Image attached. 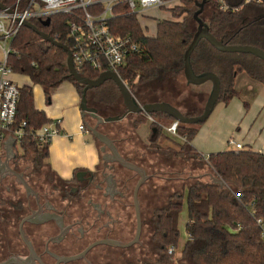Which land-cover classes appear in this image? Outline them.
<instances>
[{
	"label": "trees",
	"instance_id": "obj_1",
	"mask_svg": "<svg viewBox=\"0 0 264 264\" xmlns=\"http://www.w3.org/2000/svg\"><path fill=\"white\" fill-rule=\"evenodd\" d=\"M224 1L230 8L227 11L221 9L218 0H181V6L168 9L173 20L161 21L153 38L144 34L137 15L132 14L126 4L114 8V16L108 22L111 32L119 37H129L138 47L128 55L119 72L138 103L172 105L158 93L163 94L166 86L172 87L183 80L189 87L185 78V54L200 28L199 20L226 45L251 46L264 51V1L260 4L247 3V0ZM11 2L13 0H7L3 4L9 6ZM207 7H211V13L206 18ZM200 10L197 20L195 15ZM69 21L71 18L68 16L56 15L47 27L42 21H35L33 25L71 47L72 43L66 37ZM67 59L68 54L64 50L44 41L31 29L22 27L11 44L8 65L14 75L28 77L33 84L41 85L48 100L51 92L64 82L72 83L83 95L85 86L73 78ZM190 62L197 75L212 72L218 76L221 82L219 102L226 105L239 97L235 89L238 75L246 73L264 84V61L249 54L220 52L207 40L200 41ZM80 74L94 80L100 76L90 68ZM111 87L115 89V95L111 94ZM146 91L153 92V96H148ZM20 92L16 126L22 127L24 123L26 126L23 127L24 137L18 144L22 153L17 152V159L31 160L38 167L44 163L47 165L50 143L35 139L32 132L50 122L44 112L36 109L33 89L20 87ZM118 94L121 92L117 85L108 80L101 87L87 92L88 108L95 112L100 107L115 109L119 106L116 103ZM245 109H249L248 104H245ZM200 111L194 109L184 114L194 117ZM151 116L159 124H156L157 138L161 139L164 137L163 126L171 125L175 120L164 113ZM140 123L136 120L129 124L130 128L123 127L124 133L122 130L112 133L113 139L119 140L131 129L135 132ZM112 125L120 123L106 124L104 128L109 129ZM199 126L180 123L178 133L186 143L178 147L181 154L186 151L197 166L209 167L211 174L222 180L224 186L211 179L206 180L207 175H197L188 178L182 192H174L170 196L168 206L156 214L159 219L154 218L155 238L162 246L160 264H175V254H170L169 249H178L180 243L179 219L184 200L188 210V241L181 253V264H264V154L246 149L227 150L208 155L206 161L190 145L199 132ZM151 147L157 148V144L152 143L149 149Z\"/></svg>",
	"mask_w": 264,
	"mask_h": 264
},
{
	"label": "flooded vegetation",
	"instance_id": "obj_2",
	"mask_svg": "<svg viewBox=\"0 0 264 264\" xmlns=\"http://www.w3.org/2000/svg\"><path fill=\"white\" fill-rule=\"evenodd\" d=\"M103 108H98V113L96 112L94 115L87 113L86 117L89 116L95 119L94 121L96 123L99 122L102 127L110 124L106 122L102 124L100 119L108 118L106 111L117 110ZM112 116L117 117L120 115L114 113ZM121 148L122 146L119 149L123 151L122 155L128 162H132L145 170L143 164L135 163L132 156L129 158L123 148ZM17 157V154L9 153L7 155L9 161L5 163V168L3 165V170L1 169V171H3V176L14 177L18 184L22 185L19 178L15 175V173L20 174L18 169H14L10 165V162L15 161L16 164L20 161ZM105 166L110 168L108 163ZM9 167L11 168L9 169ZM116 169L117 165L116 167L112 166L111 170L107 168L103 177L96 174L86 175L82 180L77 177L71 184L65 185V188L63 187L65 191L69 192L67 195L71 199H67L65 191H63L59 195L61 196L59 203L46 193L42 194L40 190L28 183L31 191L27 192L25 190V203L27 205L22 210H16L19 215L15 213L17 214L15 219L18 226L17 232L14 233L11 230V225L10 229L8 228V232L7 229H4L6 236L4 235L5 243L0 247V264H132V248L140 245L141 242L127 247L119 245L132 243L137 233L136 226L135 236L132 239V223H129L127 219L132 214V195L136 215L134 204L136 186L133 187L132 194L131 183L120 180L115 174ZM131 173H133V176L137 175L133 171ZM146 173L148 180L142 186L138 195L142 213L140 241L143 227L148 225L143 219L140 195L145 189L146 191L154 192L151 188L152 185L149 183L155 174H148L147 171ZM20 201L16 203L15 207L19 205ZM76 202H79L77 203L79 206L76 210H73V205ZM165 208L164 205L157 207V210L150 217V226L154 228L151 234L152 238H155V219H159L156 212ZM120 210H123L127 215L125 222L120 220ZM27 211H30L29 215L21 218V214ZM30 216H32L31 220L24 224L22 235L21 224L24 219ZM9 230L12 232L9 233ZM158 244L159 247L154 248L156 251H153L161 256L160 249L162 246L159 240ZM177 253L178 249H176L174 254L177 255ZM160 260L161 257L159 262H145V264H160Z\"/></svg>",
	"mask_w": 264,
	"mask_h": 264
},
{
	"label": "rangeland",
	"instance_id": "obj_3",
	"mask_svg": "<svg viewBox=\"0 0 264 264\" xmlns=\"http://www.w3.org/2000/svg\"><path fill=\"white\" fill-rule=\"evenodd\" d=\"M210 13H211V7H207L205 9V17L207 18L208 15H210ZM137 18L139 20V23L141 24V27L144 30V34L148 37L153 38L156 36L157 33V25L163 20H173V14L166 9H156V10L148 11L143 17L137 16ZM182 19L183 18H181V20ZM1 59L2 56L0 54V60ZM185 84L186 83L183 80V84H181L178 89L181 91L185 90L184 89L186 86ZM200 87L201 86L189 85V88H200ZM110 89H111L110 90L111 94L115 95V89L113 87H111ZM187 93L188 92H186V94ZM245 94H247V92H245ZM208 97H206V99L204 100V105L201 108V111L199 110L200 113L193 115L194 117L200 116L203 113V109ZM116 103L119 105L117 108H115V110L117 111H112V110L106 111V113L108 114V118L114 117L112 116L114 113H118L120 115L119 117L125 114L126 108L123 104V100L120 94H118ZM239 103L240 105L239 107H237L236 104ZM256 103L257 102H255V104L254 103L251 104L249 110L245 111L246 109L244 110L238 98L233 99L228 105L219 102L216 105L212 115L205 123L206 124L212 123L216 129L220 130L228 126L231 127V123L233 122L234 118L238 117V122L235 123L233 127V132L235 133L234 137L240 140L249 141L250 143H252L251 146L254 148L259 147L260 139H258L257 129L264 121V116L258 118V115L264 114V110L259 111L261 106L257 107ZM132 116H133L132 114L128 115V117L126 118L127 121H132ZM87 118L90 119L89 116H87ZM162 122L167 123L168 121H162ZM89 123L92 126L96 125V123L91 120ZM129 124L131 125L132 122L125 125L124 126L125 129L127 127L129 128L131 127L129 126ZM120 125L109 126V129H105L103 126L101 129L106 130L107 133H115L121 130L122 133H124L125 129L123 127L121 128ZM130 134H132V158L134 159L135 163L143 164L148 174H155L154 178L149 183L152 185L151 188L152 190H154V192L149 190L146 191L145 189L141 193L142 195H140L141 207L143 211V219H145L144 222L148 223V225L147 226L145 225L143 227V233L140 241L141 244L132 248V264H145V262L147 263L159 262V258L161 256L159 253L155 254L156 252H154L156 251L154 250V248H158L159 244H158V239L152 238L151 236L152 230L154 228H151L150 226L151 225L150 217L153 215L154 211L157 210V207H160L161 205H164V207L168 206L169 198L171 195H173L174 192H182L185 183L188 181V178L197 175L198 177L199 175L200 176L207 175V177L205 176V179L212 180V178H209V176L211 175L213 177L215 176L211 174L210 172L211 170L209 169V167L197 166L195 160L189 158L188 157L189 155L186 151H184L181 154L182 152L181 148L178 147L174 142L169 141L165 136L161 138L160 140V142H162L160 144L161 150H158L155 147H151V149H149L150 147L148 145L146 146L145 145L146 143L142 141L139 135L136 132H134L132 129L130 130ZM246 136L248 137L246 138ZM229 147L232 148L231 145H229ZM16 151H18L19 154L22 153V149L20 148L19 145L16 147ZM19 160L20 161H18L16 164L15 161H13L12 163L10 162V165L14 169H18L21 175L23 174V176L26 178L27 183H30L38 190H40L42 194L46 193L49 197H51L52 199L56 200V202L59 203L61 199V196L59 195L63 193V191H65L64 190L65 185L54 179L46 163L38 167L35 166L31 160L29 161H22L21 159ZM117 177L122 181L131 183L132 186L131 193L133 194V190H134L133 187L136 186L139 180V176L138 175L133 176V173L132 175H130L128 172L121 169L118 170ZM65 193H66L65 197L67 199H71L69 195H67L69 192L65 191ZM19 200L22 201V202L20 201L19 203V206H21L19 210H22L24 209V206L26 207L27 205L25 203V188L20 183L18 184V181L14 179V177L1 175L0 176V247L5 243L4 237L6 235L4 234L5 233L4 229H7L8 232V228L10 229V225H11L12 227L11 230L14 233L17 232L18 230V226L16 224L17 221L15 220L16 215L18 214L16 210L18 208L15 206L16 203L19 202ZM77 203L79 202H76L73 205V210H76V208L79 206ZM29 213L30 211L21 214V218L25 217L26 215H29ZM126 218L127 215L124 213L123 210H120V220L122 222H125ZM127 219L129 220V223H132V239H133L135 236L136 226H137L135 210L133 207V195H132V214L131 217L130 218L128 217ZM187 223H188V210H187L186 201L184 200V208L181 212L179 219L180 243L178 246V253L173 258V262L175 264H181L182 261V259H180L182 258L181 253L184 250V247L188 241V237L186 233ZM12 231L9 230V233Z\"/></svg>",
	"mask_w": 264,
	"mask_h": 264
},
{
	"label": "crops",
	"instance_id": "obj_4",
	"mask_svg": "<svg viewBox=\"0 0 264 264\" xmlns=\"http://www.w3.org/2000/svg\"><path fill=\"white\" fill-rule=\"evenodd\" d=\"M12 79L21 88L28 86L33 89L34 105L38 111L45 113L50 122L48 125L52 127L60 125L61 132L51 141L47 159L49 171L56 181L68 185L71 184L80 173H85L87 176L96 174L103 177L104 171L107 170V168L111 170V167H116V165V175L118 170L121 169L132 175V170H128L118 163L112 162L113 153L111 148L98 141L93 136L92 132H90L89 127L107 136L113 142L114 147L123 159H125L122 155L123 151L120 150L119 147L122 146L125 153L131 158L132 134L128 133L129 135H123L122 138L116 141L113 139L112 133H107L106 130L101 129L102 126H100L99 122L96 123V121H94L95 119L92 118L88 119L86 114L84 115L81 110L82 95L72 83L64 82L59 88L51 92V98L48 100L45 89L42 86L33 84L28 77L13 74ZM181 84H183V81L178 84L175 83L172 87L166 86L164 93H158V95L165 96L167 102L176 106L183 113H188L194 109L201 110L204 105V100L212 91V84L207 83L200 88H189L185 86L186 89L183 90L182 93L181 90L178 89ZM235 89L239 93L238 99L244 110L245 104H248L250 108L251 104H255V102H257V107L261 106L259 111L264 110V85L262 83L253 80L246 73H242L236 78ZM186 92L188 93L186 94ZM245 92H247V94H245ZM146 94L148 96H153V92L146 91ZM236 105L239 107L240 103ZM262 116H264V114L258 115V118ZM126 118L113 123H120L122 125H120V127H124L130 122L134 123L136 120L140 121L141 123L135 131L140 139L149 147L152 143H156V149L161 150V139L157 138V132H154L156 124L152 123L147 115H133L132 121H127ZM90 120L94 121L96 125L92 126L89 123ZM237 122L238 117L234 118L232 123L230 122L231 127L228 126L220 130L216 129L212 123L200 125L198 134L190 144L191 147L200 155H210L227 150H234V148L229 147V142L230 140H235L242 144L246 150L264 154V121L257 129L260 142L259 147L256 148L252 147V143L249 141L234 137L235 133L233 132V127ZM81 125L84 126V131L80 130ZM164 136L177 146L185 144L180 139L169 137L165 132ZM247 137L248 136H246V138ZM11 144H13V137L9 136L4 145V151L0 154V176L3 175V171H1L3 165L5 168V163L9 161L7 155L9 153L17 154L18 152L16 151V144L12 148ZM106 163H108L110 168L105 166ZM10 168L11 167H9V169Z\"/></svg>",
	"mask_w": 264,
	"mask_h": 264
},
{
	"label": "built area",
	"instance_id": "obj_5",
	"mask_svg": "<svg viewBox=\"0 0 264 264\" xmlns=\"http://www.w3.org/2000/svg\"><path fill=\"white\" fill-rule=\"evenodd\" d=\"M3 1L7 0H0V3L3 4ZM263 1L246 2L260 4ZM218 2L222 10L230 9L224 0ZM119 4H126L132 14L143 17L150 10H168L181 6V0H13L9 6L3 4L5 10H0V154L4 151L9 136L16 141V146L24 137L23 127L26 124L22 127L16 126L21 98L20 86L12 79L13 73L8 65L11 44L24 27V23L45 22L56 15L70 17L66 37L72 46L65 45L72 52L75 69L79 73L90 68L99 74L109 71L120 76L119 72L124 67L128 55L137 51L138 47L129 37L116 36L109 28L108 22L113 18V10ZM147 116L152 123L157 124L151 115ZM179 124L175 121L171 125L163 126V130L169 137L186 143V139L178 133ZM80 130L84 131L83 125ZM60 132V125H46L32 132V135L40 142L51 143ZM229 145L236 151L245 149L235 140H230ZM203 156L207 161L208 155ZM175 252L174 247L169 249L170 254Z\"/></svg>",
	"mask_w": 264,
	"mask_h": 264
},
{
	"label": "water",
	"instance_id": "obj_6",
	"mask_svg": "<svg viewBox=\"0 0 264 264\" xmlns=\"http://www.w3.org/2000/svg\"><path fill=\"white\" fill-rule=\"evenodd\" d=\"M202 9V7H201ZM0 10H5V6L0 3ZM199 14H201V10L195 15V18L197 20ZM51 19H47L45 22H43L44 26H49L50 25ZM199 25L200 28L198 32L195 34V37L193 39V42L189 46L186 54H185V78L187 82L190 85H195V86H202L207 83L212 84V91L205 103L203 113L200 116L197 117H190L186 116L183 112H181L178 108L173 107L170 104L167 103H153V104H146L142 105L136 101V99L133 97L132 93L130 92V89L127 87V85L124 83V81L118 76L116 73L113 72H104L100 74V76L97 79H90L87 77L82 76L76 69L73 63V56L70 48L62 44L60 42H57L53 38H51L49 35L46 33L40 31L35 25H33L30 22H25L24 27H27L31 29L33 32H35L37 35H39L44 41L49 42L53 44L54 46H57L58 48H61L68 54V59H67V67L73 78L80 84L84 85L85 88L83 90V95H82V104H81V110L83 114L91 113V114H96L94 110H90L87 105V92L93 89H97L101 87L106 81L112 80L117 87L119 88L123 102L126 108V112L123 116L119 117H112V118H107V119H100V123H113V122H118L126 118L128 115H138V114H145V115H153L157 113H164L173 118L175 121L185 124V125H199L202 123H205L209 117L212 115L216 105L220 101V95H221V82L218 78V76L212 72H205L200 75H197L194 72V69L191 65L190 58L191 55L193 54L194 50L198 46L201 40H207L216 50L223 52V53H235V54H249L253 55L260 60L264 61V51L260 50L259 48L256 47H251V46H229L226 45L220 41H218L208 30V28L204 27V24L199 20ZM90 132H92L93 136L100 141L102 144H105L109 146L112 150V155H113V161L118 163L120 166L123 168H126L128 170H132L135 172L139 177V181L136 184L135 190H134V204H135V209H136V220H137V233L135 236V239L132 241L130 244L122 245L120 244L119 246L121 247H127V246H134L140 242V236L142 232V213L140 209V204H139V191L142 188V186L146 183L148 180V175L146 171L133 164L128 162L127 160L123 159L119 153L117 152L116 148L113 145V142L105 135L101 134L99 131L92 129L89 127ZM154 132H157L156 129H154ZM15 140H13V144H11V148L15 145ZM15 175L19 178L21 181L23 187L27 192L31 191V187L23 177V175L15 173ZM87 174L85 173H80L78 175V178L82 180ZM212 180L218 184H221L224 186V182L220 179H217L213 177L212 175L210 176ZM31 217H28L23 220L20 230L21 234L23 235V227L24 224L27 222H30Z\"/></svg>",
	"mask_w": 264,
	"mask_h": 264
}]
</instances>
